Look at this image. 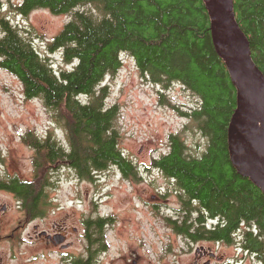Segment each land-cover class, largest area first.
Wrapping results in <instances>:
<instances>
[{
  "label": "trees",
  "instance_id": "16d2710c",
  "mask_svg": "<svg viewBox=\"0 0 264 264\" xmlns=\"http://www.w3.org/2000/svg\"><path fill=\"white\" fill-rule=\"evenodd\" d=\"M4 4L0 0V67L20 80L27 99L39 98L62 126V137L52 132L23 135L35 151L36 176L65 165L82 179H93L95 173L112 167L137 178L134 161L120 147L119 104H108L105 84L129 54L142 73L163 87L161 95L170 84L179 83L202 98L190 114L207 138L204 152L189 154L180 135H171L169 151L154 159V167L174 180L183 210L188 211L170 224L193 241L205 237L230 244L238 239L242 249L264 262V192L231 160L228 128L237 108V91L214 46L205 0H22L16 6L21 15L42 8L71 14L49 44L51 51H61L59 68L51 54L37 50L5 16ZM234 11L264 73V0H234ZM47 183L48 179L34 183L0 179V189L24 200L29 214L38 212L47 199L41 187ZM194 204L209 217L219 215L223 225L203 230L199 216L191 224ZM110 221L103 217L86 221L97 246L93 256L106 248L104 230Z\"/></svg>",
  "mask_w": 264,
  "mask_h": 264
},
{
  "label": "rangeland",
  "instance_id": "374dc122",
  "mask_svg": "<svg viewBox=\"0 0 264 264\" xmlns=\"http://www.w3.org/2000/svg\"><path fill=\"white\" fill-rule=\"evenodd\" d=\"M1 1L5 3V16L22 29L37 50L51 54L59 68L61 51H51L49 44L71 14H54L42 8L26 16L15 7L22 0ZM105 84L108 104H119L120 147L134 161L137 178L125 177L120 169L112 167L95 173L93 179H82L72 168L59 165L47 169L45 177L50 179V188L41 186L47 197L43 203L49 206L47 203L55 200L48 209L50 215L52 208H57L63 218L74 213L79 256L90 245L93 252L97 247L95 242H87L86 221L97 217L111 220L104 230L106 248L95 254V264H189L198 243L178 234L170 224L176 212L183 209L180 192L173 180L154 167V159L169 151L170 135L174 133L184 140L189 154L198 156L204 152L207 138L190 114L198 109L202 98L179 83L170 84L166 94L161 95L163 87L142 73L129 54H124L122 67L106 77ZM61 128L42 101L27 99L20 80L0 67V179L34 183L44 177L35 175V151L22 137L28 131L41 135L52 132L62 137ZM14 194L0 189V200L8 205L0 218V264H26L28 244L24 238L33 231V224L27 226L25 212L19 207L21 198ZM194 206L189 220L199 216L197 204ZM37 223L45 227L42 220L34 222ZM13 230L15 236L11 235ZM211 245L222 256L213 264H260L254 254L236 242ZM39 254L42 256L36 255L39 259L31 264H57L59 251L46 248Z\"/></svg>",
  "mask_w": 264,
  "mask_h": 264
},
{
  "label": "water",
  "instance_id": "95a60500",
  "mask_svg": "<svg viewBox=\"0 0 264 264\" xmlns=\"http://www.w3.org/2000/svg\"><path fill=\"white\" fill-rule=\"evenodd\" d=\"M205 3L214 46L237 91V108L228 128L231 160L242 176L251 178L264 192V73L236 19L234 0ZM6 209L5 205L2 210Z\"/></svg>",
  "mask_w": 264,
  "mask_h": 264
},
{
  "label": "flooded vegetation",
  "instance_id": "af4514ba",
  "mask_svg": "<svg viewBox=\"0 0 264 264\" xmlns=\"http://www.w3.org/2000/svg\"><path fill=\"white\" fill-rule=\"evenodd\" d=\"M17 4H15V7ZM183 86V85H182ZM199 105V103H198ZM200 106V105H199ZM198 107V106H197ZM202 132V131H200ZM203 133V132H202ZM204 134V133H203ZM171 135H177L179 134H171ZM170 135V137H171ZM181 137V136H180ZM183 140V139H182ZM184 141V140H183ZM171 147V139H170V146ZM159 170V169H158ZM161 173L162 171L159 170ZM163 174V173H162ZM39 179H46V177H40ZM50 180V179H48ZM172 180V179H171ZM174 181V180H173ZM32 182V181H31ZM50 182V181H49ZM44 188L49 187L50 185H42ZM45 191V190H44ZM45 193H47L45 191ZM15 195V194H14ZM53 199H51L47 204L49 206H46V203H41L42 207L38 212L33 213H26V210L24 209L23 205L26 203L24 200H19V207L23 208L25 212V220L27 221V226H30L33 224V231L28 232L27 237H25V242L28 244V248L26 250L27 257H26V264H31V262H35L39 259L40 255L39 253L41 251H44V249L53 248L57 251H59L57 264H79V261H81V264H95L94 263V256H93V250L92 246L90 245L88 249L86 250V253H82L81 256H79L76 242L77 237L74 236V233H78V228L73 225V212H69L64 218L61 216V212H56L57 208H52L51 215L48 209H51L50 207H53ZM6 204L3 203L0 200V218L2 214H4L8 210L4 211L2 208ZM26 205V204H25ZM49 207V208H48ZM199 209V226L203 228V230H216L220 225L222 226L221 218L220 217H209L208 212H204ZM179 210L176 212L177 216L172 218L173 220H178L180 218H183V214L188 212L187 210ZM53 213H56L53 215ZM50 215V216H49ZM186 216V215H185ZM38 219L42 220L44 223V228H41V226L37 223L34 224L35 221ZM91 220V219H90ZM191 224H195L196 220L191 219ZM173 226V224H172ZM15 230L12 231L11 235L15 236ZM91 234V236H90ZM10 235V236H11ZM85 236L87 238V242L89 241L90 244L93 245V232L90 230H87L85 233ZM202 236H205L203 234ZM190 240V239H189ZM195 241H192L194 243ZM198 245L195 247L194 255L193 257L188 261L189 264H213L214 260H220L222 258L221 254L218 253L216 248L211 245L212 243H217V245L228 244L225 242H222L220 240L215 239H206L205 237H202L198 241H196ZM234 242L240 244L238 239H235ZM210 243V245H209ZM232 244V243H230ZM39 252V253H38ZM39 255V256H36ZM259 259V258H258ZM260 264H264L263 260L259 259L258 261Z\"/></svg>",
  "mask_w": 264,
  "mask_h": 264
}]
</instances>
